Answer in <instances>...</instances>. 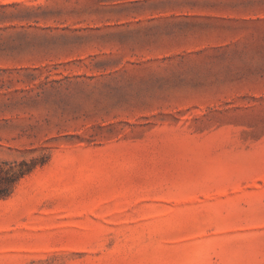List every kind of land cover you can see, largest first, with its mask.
I'll return each instance as SVG.
<instances>
[{
    "label": "rangeland",
    "instance_id": "374dc122",
    "mask_svg": "<svg viewBox=\"0 0 264 264\" xmlns=\"http://www.w3.org/2000/svg\"><path fill=\"white\" fill-rule=\"evenodd\" d=\"M0 264H264V0H0Z\"/></svg>",
    "mask_w": 264,
    "mask_h": 264
},
{
    "label": "trees",
    "instance_id": "16d2710c",
    "mask_svg": "<svg viewBox=\"0 0 264 264\" xmlns=\"http://www.w3.org/2000/svg\"><path fill=\"white\" fill-rule=\"evenodd\" d=\"M42 163H44V162H42ZM28 168H27V171H31L33 168H34V166H28V164H25ZM24 174V172H23V170H21L20 171V175H23Z\"/></svg>",
    "mask_w": 264,
    "mask_h": 264
}]
</instances>
